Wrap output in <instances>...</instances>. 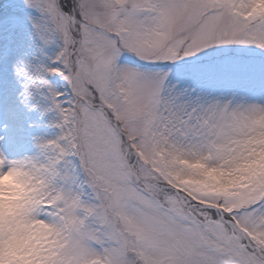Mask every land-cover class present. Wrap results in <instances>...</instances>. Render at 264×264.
<instances>
[{
  "label": "snow or ice",
  "instance_id": "1",
  "mask_svg": "<svg viewBox=\"0 0 264 264\" xmlns=\"http://www.w3.org/2000/svg\"><path fill=\"white\" fill-rule=\"evenodd\" d=\"M0 264H264V0H0Z\"/></svg>",
  "mask_w": 264,
  "mask_h": 264
},
{
  "label": "clouds",
  "instance_id": "2",
  "mask_svg": "<svg viewBox=\"0 0 264 264\" xmlns=\"http://www.w3.org/2000/svg\"><path fill=\"white\" fill-rule=\"evenodd\" d=\"M7 180H8V178L6 177V178H5V183H7Z\"/></svg>",
  "mask_w": 264,
  "mask_h": 264
}]
</instances>
